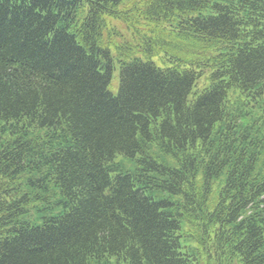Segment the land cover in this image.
<instances>
[{
  "label": "trees",
  "instance_id": "1",
  "mask_svg": "<svg viewBox=\"0 0 264 264\" xmlns=\"http://www.w3.org/2000/svg\"><path fill=\"white\" fill-rule=\"evenodd\" d=\"M0 264H264V0H0Z\"/></svg>",
  "mask_w": 264,
  "mask_h": 264
},
{
  "label": "rangeland",
  "instance_id": "2",
  "mask_svg": "<svg viewBox=\"0 0 264 264\" xmlns=\"http://www.w3.org/2000/svg\"><path fill=\"white\" fill-rule=\"evenodd\" d=\"M201 88H202V85H200L198 87V90H200ZM108 91L115 96L119 92V68H118V65H116V68L113 71L111 82L108 85ZM119 160H121V158H117V161H119Z\"/></svg>",
  "mask_w": 264,
  "mask_h": 264
}]
</instances>
